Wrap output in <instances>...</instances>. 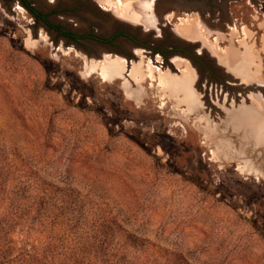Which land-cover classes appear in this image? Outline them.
I'll list each match as a JSON object with an SVG mask.
<instances>
[{"label":"rangeland","instance_id":"obj_1","mask_svg":"<svg viewBox=\"0 0 264 264\" xmlns=\"http://www.w3.org/2000/svg\"><path fill=\"white\" fill-rule=\"evenodd\" d=\"M132 1L0 0V264H264V0Z\"/></svg>","mask_w":264,"mask_h":264},{"label":"flooded vegetation","instance_id":"obj_2","mask_svg":"<svg viewBox=\"0 0 264 264\" xmlns=\"http://www.w3.org/2000/svg\"><path fill=\"white\" fill-rule=\"evenodd\" d=\"M21 4L35 17L36 20L40 21L43 25L50 27L56 34L64 37L66 40L70 41H81L83 38H92L104 43L112 44L118 36H124L132 43H140L132 32H120L112 31L108 35L98 36L87 31H75L72 27L70 28L66 22L61 21L53 13L59 12L58 10L63 8V4H58L57 2L52 4H43L40 0H35V4H30L28 0H19ZM67 7H69L67 5ZM59 23V24H58ZM61 24V25H60ZM87 32V33H86Z\"/></svg>","mask_w":264,"mask_h":264},{"label":"bare ground","instance_id":"obj_3","mask_svg":"<svg viewBox=\"0 0 264 264\" xmlns=\"http://www.w3.org/2000/svg\"><path fill=\"white\" fill-rule=\"evenodd\" d=\"M54 1H56V0H50V3L54 2ZM118 1L121 4H123V7L117 10L118 16H120V17H125V16L127 17L128 15L126 14V12L129 11V8L131 9V7H132V11H131L132 16L130 18L132 21L134 20L135 22H137V21H139L138 19L148 20L149 18L158 19L160 17V15H155V14L153 15V13L151 15L147 14V11H149V9L154 10L156 8V6L154 5L155 3L150 5V3L146 4L145 1L144 2L132 1V0H126V1L118 0ZM44 2H46V1H44ZM158 6H160V5H158ZM63 20H68V18H65ZM153 24H156L155 20H154ZM134 50H135V53H137L136 49H134ZM108 63L110 64L111 67H114V69L112 71H113L115 77L120 76L121 73H123V72L126 73V75L132 76V74H134L135 71L138 69V67L134 66V64H133V66H131L129 68L128 63H126L125 59L121 58V57L109 59ZM136 67H137V69H136ZM112 71H110V72H112ZM238 121H240V119H238ZM234 125L236 126L239 124L235 123Z\"/></svg>","mask_w":264,"mask_h":264}]
</instances>
